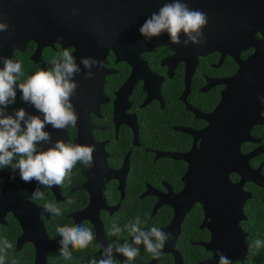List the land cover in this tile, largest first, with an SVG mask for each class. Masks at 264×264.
I'll use <instances>...</instances> for the list:
<instances>
[{"label": "flooded vegetation", "instance_id": "1", "mask_svg": "<svg viewBox=\"0 0 264 264\" xmlns=\"http://www.w3.org/2000/svg\"><path fill=\"white\" fill-rule=\"evenodd\" d=\"M226 9L224 0L218 2L214 11L209 7L213 13L214 24L220 14L226 13ZM206 14L208 16L207 10ZM228 21L229 19H219L217 22L221 30L229 31L225 33L229 34L228 36L222 39L219 36L206 39L207 43L203 44L205 47L180 46L181 53H178L170 39L167 43L142 52L138 51L139 45L134 44L133 37L126 48L118 43V51L125 50L117 54L112 48L108 49L104 61L103 86H96L92 79L76 75L74 79L82 91L72 98L73 104L74 107L78 105V121L85 122L89 130L88 140L91 142L92 136L100 147L97 156L93 157L95 163L90 167L77 163L70 180L65 181L62 187L44 188L33 181L35 185H25L19 189L18 194L43 208L42 210L47 203L58 207L65 204L69 208L66 216L71 219L72 227L82 225L91 229L95 237L92 242L95 246L98 244L93 255L102 259L103 251H99L103 244L96 238L95 224L87 218L76 223L72 214L87 209L93 203L98 210L93 212L92 218H96L97 213L101 217L105 246L112 244L114 248L122 245L125 240L130 243L132 238L126 230L119 235H112L113 225L124 229L126 224L135 222L137 218L144 230L157 227L160 230L165 229L167 233L166 229L172 224L176 209H187L189 205L182 203L180 194L187 186L190 160L208 151L210 135L205 133L204 129L210 125L211 113L220 112L212 120V124L220 121L225 126L231 124L236 128L240 127L242 120H248L243 125H247L251 118L256 120L250 132L257 140L244 141L241 144V152L247 154L255 149L259 150L248 160V165L253 170L260 169L264 177V122L257 121L264 118L261 115L264 113V61L259 66L246 68L247 73L237 75L241 64L234 56V35H230L232 24ZM215 27L219 32V26ZM134 29L133 25L130 31L134 32ZM117 30L123 32V28ZM255 35L258 39L263 38L261 32ZM119 38L117 36V39ZM247 39L246 37L245 40ZM39 40H30L23 49L14 50L12 59L22 65V75L18 82L25 81L36 71L51 68L52 59L59 57L65 48H70L76 61L78 60L79 54L75 45L64 46L46 36L40 37ZM91 41L89 46L95 44V37ZM212 44L219 46L206 51ZM192 46L196 48L193 54L190 51ZM255 52L256 48L248 44L239 51V56L241 60H247ZM118 55L132 56L133 59L129 62ZM192 64V73L188 77V66ZM226 89L229 91L226 92ZM20 95L18 92L16 103L9 106L8 112L24 107L28 112L38 114L29 109L30 105L24 103ZM250 104L253 111L243 115ZM50 127L49 125L48 128ZM59 132L53 131L52 136L55 137ZM65 133L64 142L76 144L80 133L78 125L69 127ZM7 169L10 168L0 171L6 172ZM242 169L236 165L228 173V182H219L228 185L225 189L229 190V184L236 185L242 180V174L237 171ZM252 176L258 177L259 172L253 171ZM5 183V178L0 176V194ZM37 187L45 194L43 200L33 199L31 190ZM241 190L250 192L252 198L254 190L264 191V187L247 179L243 181ZM251 198L246 201L244 212ZM210 200L213 201L214 197L209 201L205 200V203L214 214L216 210L211 207ZM189 203L191 208L180 221L177 233L170 232L171 238L168 240L174 239L175 246L166 240L162 249L164 251L155 259L141 244L137 246L139 255L132 261L114 253L115 264H151L152 261L153 264H177V256L171 251L174 248L180 253L183 264H206L205 261L213 256V252L202 243L211 240V231L202 225L205 219L212 222L214 215L209 214L207 217L205 204L197 199L196 195H193ZM10 215L13 214L8 212L4 217L7 224L0 225H8ZM41 219L46 226V223L51 221L52 214L43 212ZM246 219L242 220L240 225L249 235L242 226ZM214 221L217 222L218 218ZM197 227L201 232L195 230ZM58 237L60 235L54 239ZM193 246L202 247L204 252L197 255L198 251L194 252Z\"/></svg>", "mask_w": 264, "mask_h": 264}, {"label": "water", "instance_id": "2", "mask_svg": "<svg viewBox=\"0 0 264 264\" xmlns=\"http://www.w3.org/2000/svg\"><path fill=\"white\" fill-rule=\"evenodd\" d=\"M224 1L227 8L226 13L220 14V18L217 17L216 24L213 23V13L209 10V7L214 11L221 0H185L184 2L188 3L192 9H198L205 13L206 10L208 11L209 23L204 29L207 40L214 39L217 36L220 39L228 36L229 34L225 33L229 31L221 30L220 24H217V22L219 19L220 21L229 19L228 22L233 25H230L232 32L230 35H234L232 40V43L235 44L234 56L241 64V69L237 75H241L247 73L246 68L249 66L256 67L264 61V51H262L264 47V0ZM165 2H168V0H0V21H6L10 26L7 32L0 33V56L14 58L13 52L15 49H23V46L30 40L40 41L39 39L42 36H46L53 41L57 40L64 46L75 45L79 54L77 63L83 56L98 57L104 63L109 48L119 54L125 49L118 51L117 44L120 43L126 48L129 42L132 41V37L135 39L134 44L139 45V52L151 50L156 45L169 42V36L165 33L151 42H145L139 33V27L153 12H157ZM123 9L126 11H122ZM73 10H75V14H73ZM133 25L135 26L134 32L130 31ZM215 26H219L217 27L219 32H217ZM121 28H123V32L117 30ZM257 32L263 34L262 39H258L255 35ZM117 36L120 38L117 39ZM94 37L95 44L89 46L92 42L91 39ZM246 37L247 40H245ZM209 42L213 43L212 41ZM248 44L254 46L256 52L249 59L241 60L239 51L246 48ZM174 45L178 53H181L180 46ZM218 46L212 44L206 51L215 49ZM194 49L196 48L192 46L190 50L192 54ZM118 57L129 62L133 59L132 56L128 55L122 57L118 55ZM81 67L83 69V66ZM192 68L193 64L188 66V77L191 76ZM86 71L87 69H83L77 76H84ZM93 71L96 74L92 78V83L96 86H103L105 68L100 70L98 67H94ZM81 91V88L77 89V93ZM227 91L229 90L226 89ZM74 108L79 113L78 105ZM29 109L31 111L35 110L32 106H29ZM250 111H253L251 104L243 112V115L248 114ZM218 113L220 112L210 114V125L204 129V132L210 135L211 143L208 151L205 154H200L197 158L195 157L194 160H190L187 186L180 194L182 203L189 205H187V209H176L175 218L166 231L167 233L172 231L173 234L177 233L180 228V221L183 220L191 208V203H193L189 202L192 201L193 195H196L197 199L205 204L207 217H209V214L214 215L212 222H207L205 219L202 225L207 226L211 231V240L202 244L213 252V256L205 263L218 264V253H222L231 261V264H235L236 262L245 261L249 252L246 244L248 233L242 229L240 222L246 219L244 205L252 195L248 191L241 190V186L243 181L248 179L264 187V177L261 175L260 169L253 170L248 165V160L256 155L259 150L255 149L247 154L241 152V144L244 141L257 140L250 132L256 120L251 118L247 125H243V123L248 120H242L239 128L231 124L225 126L220 121L212 124V120ZM257 121L264 122V118L262 117ZM77 125L80 133L76 144L93 146L95 148L93 157H96L100 147L92 136L91 142L88 140L87 133L89 130L85 122L77 120ZM48 130L52 134L53 131H57L51 127ZM65 132L66 130H62L59 134L56 133L55 137L52 136V142L55 143L57 139L64 141L66 138ZM48 146V144L44 145L45 148ZM236 165L243 168L237 170L242 174V180L236 185L229 184V190H226L225 188L228 185H223L219 181H227L228 173ZM253 171L259 172V176L253 177ZM12 175H15V173L12 172L11 168L7 169L6 172L0 171V176H3L6 180L4 190L0 194V223H6L4 217L8 212H11L22 228V232L17 238L15 251L21 250L25 243L31 242L35 248L34 264H49V254L59 250L61 236L55 239L51 238L45 223L41 219V214L47 212L18 194L19 189L25 185L32 187L35 184L33 182H22L18 174L16 179L12 180L10 179ZM57 187L54 186V188ZM32 189L31 191H34V188ZM211 197H214V200H210L209 203L216 210L214 214H212L210 208H207L205 203V200L209 201ZM96 210L98 209L92 203L87 209L74 213L72 216L76 219V223L85 218L91 219L96 226V238L101 240L104 247L106 241H104L101 217L97 213L96 218H92L93 212ZM215 218H218L217 222L214 221ZM161 231L165 232V229H161ZM167 243L175 246L174 239L168 240ZM103 247H101L99 253L103 251ZM171 251L177 256L176 263L183 264L180 253L178 254L175 248ZM153 263L152 261L151 264Z\"/></svg>", "mask_w": 264, "mask_h": 264}, {"label": "clouds", "instance_id": "3", "mask_svg": "<svg viewBox=\"0 0 264 264\" xmlns=\"http://www.w3.org/2000/svg\"><path fill=\"white\" fill-rule=\"evenodd\" d=\"M208 23L205 12L190 8L184 0H168L143 22L139 33L145 42L166 33L173 44L202 46L206 42L204 29ZM9 27L6 21H0V33L7 32ZM0 64V169L11 168L15 173L10 176L12 180L18 174L24 183L35 181L38 186L52 188L62 187L66 179L70 180L77 163L86 167L94 165L93 146L65 143L62 139L52 143V132L48 126L57 131L75 127L78 113L72 98L77 94L79 85L74 77L87 69L84 78L92 79L96 74L93 68L102 70L103 61L98 57L83 56L77 63L71 49L65 48L59 57L52 59L51 68L36 71L23 82H18L22 75L20 62L0 56ZM18 92L21 100L38 114L30 113L24 107L8 112L9 106L16 103ZM261 115L264 116V113ZM46 144L50 146L45 148ZM44 197L40 187L33 191L34 200H43ZM68 202L71 203L70 200ZM44 211L56 216L62 214L61 209L52 203L45 204ZM124 230L131 236V242L125 240L115 248L108 244L103 248L104 258L99 261L93 259L90 264H115L114 253L132 261L139 255L137 246L141 244L147 252L159 257L165 241L171 238V233L162 232L157 227L144 230L139 218L126 224L124 229L113 225L111 234L119 235ZM56 231L61 236L60 254L65 260L72 258L70 248L85 249L95 238L91 229L82 225L58 227ZM250 246L259 248L261 242L257 240ZM12 247L8 240L0 244V264H5L7 250ZM218 255V264H231L222 253Z\"/></svg>", "mask_w": 264, "mask_h": 264}, {"label": "trees", "instance_id": "4", "mask_svg": "<svg viewBox=\"0 0 264 264\" xmlns=\"http://www.w3.org/2000/svg\"><path fill=\"white\" fill-rule=\"evenodd\" d=\"M66 179L65 181H67ZM48 193L49 190H48ZM48 196V195H47ZM49 197V196H48ZM264 191L263 190H254L253 197L248 201L245 206V214L247 219L242 222L243 228L249 232V235L246 239V244L248 246L249 252L247 258L243 262H236L235 264H264ZM62 214L59 216L52 214L51 221L46 223V228L48 234L54 238L58 236L56 229L58 227H72L71 219L66 216L68 212V207L59 205ZM199 233L201 230L195 228ZM21 234V227L18 220L10 215L8 217V225H0V244L4 240H8L12 243L13 247L7 250V255L5 259V264H34L35 260V248L32 243H26L25 246L19 250L15 251L17 237ZM259 240L261 246L259 248L251 247L255 241ZM197 255H200L204 252L203 248L200 246H193ZM98 248L91 242L87 248L82 250H73L69 249L71 252L72 258L70 260H65L64 257L60 254V246L57 252H51L48 257L49 264H90L91 260L95 259L99 261V257L94 256L93 252Z\"/></svg>", "mask_w": 264, "mask_h": 264}]
</instances>
